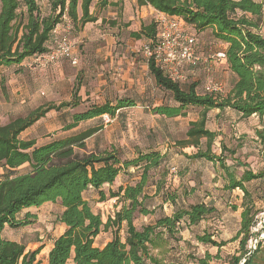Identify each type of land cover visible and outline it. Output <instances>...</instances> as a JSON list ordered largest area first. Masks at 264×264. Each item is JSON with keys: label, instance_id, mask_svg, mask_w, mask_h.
Returning <instances> with one entry per match:
<instances>
[{"label": "trees", "instance_id": "16d2710c", "mask_svg": "<svg viewBox=\"0 0 264 264\" xmlns=\"http://www.w3.org/2000/svg\"><path fill=\"white\" fill-rule=\"evenodd\" d=\"M108 3L109 0H48L47 13H43L38 0H0V68L19 65L27 58L47 52L52 44V31L64 15L73 31L96 21L91 12L94 5L102 8ZM136 5L150 6L159 13L178 17L197 34L210 31L215 41L227 46L224 53L231 81L226 96L206 93L196 76L189 75L191 81L172 82L148 61L150 79L157 89L170 96L171 103L146 108L152 115L167 119L185 117L190 108L200 112L198 120L189 124L186 139L177 145L182 149H197L196 153L185 155L188 160L218 164L223 191L242 193L240 204L231 206L234 212L238 208L241 211L238 230L229 241H237L239 248L237 255L228 260L229 264H239L248 253L246 246L258 216L264 213V168L254 172L246 167L237 174L236 167L244 165L237 161L230 165L222 155L211 152L217 134L206 128V122L207 114L213 110H230L242 119L257 117L260 128L255 130V135L264 141V0H136ZM156 33L152 21L142 23L140 30L131 36L154 41ZM77 90H74L73 103L49 105L0 125V169L3 170L0 175V264H39L37 256L42 246L26 251L23 244L7 240L2 234L6 228L17 230L31 225L34 215L26 213L22 218L18 215L45 203L60 205L62 210L55 222L65 227L53 240L46 264H165L153 252L159 243L168 246L170 242L178 248H188L182 251L183 264L220 261L219 251L227 241L215 239L218 234L215 229L210 232V226H214L209 223L210 217L217 209L194 193L202 183L200 175L187 178L182 173L169 172L166 169L169 155L158 147L136 148L135 156L126 159L114 148L86 152L85 141L97 129L52 139L41 146L36 145L35 139L20 138L48 112L78 107ZM135 105L128 98L118 99L115 105H93L71 115V121L62 130L72 131L80 123L103 115L114 118L116 112ZM201 140H205V150L199 148ZM76 150L85 153L79 155ZM230 153L235 155L234 151ZM23 168L27 171L19 173ZM131 170L133 173H129ZM122 174L126 176L122 177L126 185L115 187ZM106 185L108 188L103 189ZM90 191H95L101 202L105 198L119 200L120 209L104 221L93 213L85 198ZM139 217L144 224L137 227ZM147 217L151 218L148 222ZM202 223L206 225L201 233L195 232ZM184 231L193 235L197 246L215 248L216 253L209 249L202 255L189 252L191 243L182 238ZM102 233H109L110 239L103 247L95 246V239ZM244 264H251V259L247 258Z\"/></svg>", "mask_w": 264, "mask_h": 264}, {"label": "rangeland", "instance_id": "374dc122", "mask_svg": "<svg viewBox=\"0 0 264 264\" xmlns=\"http://www.w3.org/2000/svg\"><path fill=\"white\" fill-rule=\"evenodd\" d=\"M38 3L42 12L47 13L48 0H38ZM150 21L154 22V19L147 20L145 24ZM120 23L123 27L122 30L119 28V32L114 30L117 22L110 19L102 21L101 24L92 23L73 29L71 38L75 43L76 65L63 60L46 67H24L23 70L11 68L3 74L0 73V125L16 117L27 116L37 109H45L49 105L59 107L63 103H73L74 90L78 89V107H63L59 112H48L20 138L35 139L38 144H42L87 129H97L96 133L85 141L86 152H102L114 148L120 150L122 157L126 159L135 156L136 148L145 150L149 146L158 147L169 155V164L166 168L169 172L174 169V174L182 173L187 178H198L199 174L208 179L210 184H215L212 190L214 192L218 190L214 193L218 212L210 217L209 223L214 225L210 226V232L215 229L218 232L215 239L227 241V244L219 251L221 260L212 264H229V258L237 255L239 248L237 241L229 242L237 230L238 214L227 203L230 200L236 204V195L231 193L228 198L222 193V171L218 164L205 160H188L185 155L194 154L197 149L194 147L182 149L177 145V142L186 139L185 134L189 124L198 120L200 112L190 108L186 110L185 117L176 119L157 117L150 113L146 107L152 104H170V96L157 89L150 80L148 71L144 72L141 68L145 61L141 52L145 40L134 39L131 36L133 31L126 29L128 23L122 21ZM189 32L196 36L195 54L199 62L193 71L185 69L188 81H191L189 75H197L203 87L209 81L221 83L222 96H226L231 81L230 75L221 60L211 59L216 53L222 51H220L221 43L212 38L210 31H206L203 37L190 28ZM129 67H131L130 70ZM11 78L14 81L8 83ZM12 85L20 87L21 92H16L13 89L16 87ZM199 91L201 92L202 88ZM121 98L133 100L136 105L116 112L114 118L108 117V121L104 122L102 118H96L80 123L72 131L63 132L62 127L71 121V115L84 112L93 105L104 103L115 105ZM63 114L66 116L62 118ZM206 128L217 134L211 152L222 155V158L227 163L229 161L230 165L235 161L244 165L236 167L237 174L246 167L254 172L264 168V141L258 140L255 135V130L260 128L257 117L242 119L230 110L210 111L207 114ZM222 147L225 149L222 150ZM199 148L205 150V140H201ZM231 151H234L235 155L232 156ZM76 153L82 155L85 152L76 150ZM25 171L27 170L23 168L19 170V173ZM132 171L134 170L129 173H133ZM2 173L3 170L0 169V175ZM123 175L121 177H126ZM201 197L205 198L203 193ZM85 198L93 213L99 214L104 221L112 217L121 207L120 201L116 199L105 198L106 200L101 202L95 191L87 193ZM57 205L56 203L45 205L38 211V223L17 229L16 238L19 243L27 249H36L41 243H47L44 236L50 228L55 226L53 220L59 212ZM166 212L169 213L168 209ZM149 219L151 218L147 217L146 222ZM142 224L144 220L139 217L136 226L139 227ZM205 225L206 223H202L194 231L201 233ZM121 236L123 237L124 233H121ZM182 238L190 241L189 252L191 253L202 255L206 249L213 254L216 253L215 248L197 246L193 235L188 231L182 233ZM109 239V233H102L96 238L95 246L101 247ZM178 247L173 242H170L168 246L159 243L153 255L165 264H183L184 252L182 251L186 252L188 248ZM246 249L248 253L239 264H244L247 258L251 259V264H264L263 213L258 216ZM180 252L183 256L178 255ZM37 261L39 264H46L45 254H41Z\"/></svg>", "mask_w": 264, "mask_h": 264}, {"label": "built area", "instance_id": "2783aa9c", "mask_svg": "<svg viewBox=\"0 0 264 264\" xmlns=\"http://www.w3.org/2000/svg\"><path fill=\"white\" fill-rule=\"evenodd\" d=\"M154 22L157 31L156 38L154 41L143 43L142 56L147 62L152 61L170 81L186 82L185 69L193 71L199 62L195 54L196 36L189 32V28L178 17L156 12ZM71 33L72 25L64 15L52 31V44L49 50L24 60L25 67H46L63 60L76 65L75 43L71 38ZM211 59L226 62L224 51L216 53ZM205 92L222 94L223 85L209 81L205 85ZM101 118L104 122L108 121L107 115Z\"/></svg>", "mask_w": 264, "mask_h": 264}, {"label": "crops", "instance_id": "0c3cea01", "mask_svg": "<svg viewBox=\"0 0 264 264\" xmlns=\"http://www.w3.org/2000/svg\"><path fill=\"white\" fill-rule=\"evenodd\" d=\"M92 15L96 18V21L94 22V24H101L102 21L104 20H112V21H116L117 22V25L115 26L116 29L114 30H117V32H119L120 30H122V25H121V21L123 23H128V26H126V29L127 31H133V32H138L140 30V27L143 24H145V22L147 20H150L151 18L152 19H155L156 17V12L152 7L150 6H137L136 5V0H109V3L107 6L105 7H102L100 8L99 6L97 5H94L93 8H92ZM152 22V21H150ZM149 22V23H150ZM88 24H92V23H88ZM115 24V23H114ZM87 25V24H86ZM84 25V26H86ZM83 26V27H84ZM120 28V30H119ZM204 32L202 33H199L198 35L200 36H204ZM135 39V38H134ZM112 42V40L110 41ZM198 46V45H197ZM226 45L224 43H221L220 44V51H225L226 50ZM197 48V47H196ZM146 61V60H145ZM143 62L142 65H141V68L142 70H144V72H147L148 71V66H147V61L146 62ZM222 64H224L225 66V70L227 71V64L226 62L222 61ZM25 65H24V61L19 64V65H16V66H12V67H8V68H0V73H5L7 71H9L11 68H16L15 70H19V69H22L24 68ZM131 67H129V70H130ZM23 70V69H22ZM193 74V73H191ZM193 76H197V75H193ZM151 80V79H150ZM14 81V79L11 78V80H8V83ZM12 87H16L14 85H12ZM16 90V92H19L20 91V87H16V88H13ZM21 92V91H20ZM126 109V108H125ZM215 112H219L218 110H213ZM159 117V116H157ZM177 118H180V117H177ZM173 119H176V118H173ZM4 125V124H3ZM63 128V127H62ZM27 131V130H26ZM25 131V132H26ZM47 143V142H46ZM45 143H42V144H38L36 142V145L37 146H41ZM164 153V152H163ZM174 170V169H171V171ZM204 176H201L200 175V180H201V185H198L196 187V189L194 190L195 194H197L198 196L201 197L202 193H203V197L205 198H202L201 197V201L204 202L205 204H210V205H213L215 208H216V199L214 197V193H217V191H213L212 188H214L213 186H215V184H210V182H208V179H205ZM127 182H124V179L119 176L116 183H115V187L116 186H119V185H126ZM193 185V184H192ZM108 186H104L103 189H107ZM205 192H209V194H204ZM222 193L223 194H226L228 196V198H230V194H234L236 195V198H235V202L236 204H240L241 202V197H242V193L239 191V190H235V191H232V192H227V191H223L222 189ZM211 198H210V196ZM49 203H45L43 204L42 206L40 207H32V208H28V209H25L23 210L19 215L18 217L19 218H22L26 213H30L32 215L35 216V220L32 224H35V223H38V219H39V214H38V211L41 210L45 205H47ZM58 204V203H56ZM228 206L231 208V206L233 205L232 202H229L227 203ZM58 211L60 212L62 210V208L60 207V205L58 204ZM239 207V206H238ZM240 211L241 209L238 208L235 213L238 214V220H237V230H238V227H239V221H240V218H239V214H240ZM58 212V213H59ZM57 213V214H58ZM57 214L55 215L54 217V220L53 222H55L56 220V216ZM31 224V225H32ZM54 228H50V231H48L47 233H45V239L47 241V243H41L38 247L42 246V250L40 251L39 255L37 256V258L41 255V254H45V259H47V255H48V252L50 251V249L52 248V242L55 238H57L58 236H60L64 230H65V227L59 223H56L54 224ZM27 227V226H26ZM47 228V227H46ZM236 230V232H237ZM16 231L17 230H14V229H9V228H6L2 234V236L7 239V240H10V241H15V242H18L19 241L17 240L16 238ZM236 234V233H235ZM235 236V235H234ZM96 240V239H95ZM108 242V241H107ZM106 242V243H107ZM105 243V244H106ZM104 244V245H105ZM103 245V246H104ZM101 246V247H103ZM37 247V248H38ZM36 248V249H37ZM28 250H35V249H27L26 248V251Z\"/></svg>", "mask_w": 264, "mask_h": 264}]
</instances>
